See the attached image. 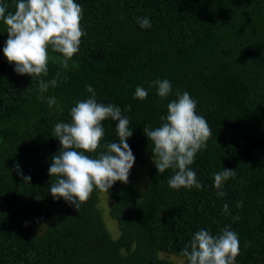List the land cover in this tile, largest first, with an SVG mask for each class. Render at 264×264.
Instances as JSON below:
<instances>
[{
    "label": "trees",
    "instance_id": "1",
    "mask_svg": "<svg viewBox=\"0 0 264 264\" xmlns=\"http://www.w3.org/2000/svg\"><path fill=\"white\" fill-rule=\"evenodd\" d=\"M17 2L0 0L6 15L14 14ZM76 2L86 33L72 58L78 67L49 62L43 79L58 71L61 76L43 100L37 98L39 78L18 74L5 57L7 31L0 21V264H173L161 254L187 264L182 250L197 231L215 236L225 227L239 237L236 264H264V0ZM143 17L150 28L140 27ZM164 79L172 93L161 99L153 82ZM88 85L98 103L115 104L128 117L135 163L151 164L141 189L130 173L127 184L117 181L108 193L94 190L77 210L63 197L53 198L57 177L48 170L62 151L54 126L71 122L70 109L92 95ZM137 86L148 90L146 100L134 98ZM177 90L196 100L197 114L212 130L190 166L199 190L169 187L173 170L158 173L153 142L143 131L161 125ZM49 97L56 106H48ZM102 123V147L85 153L93 158L108 142L119 143L118 121ZM224 168L236 175L218 196L214 175ZM100 193L110 200L115 238L97 205Z\"/></svg>",
    "mask_w": 264,
    "mask_h": 264
},
{
    "label": "clouds",
    "instance_id": "2",
    "mask_svg": "<svg viewBox=\"0 0 264 264\" xmlns=\"http://www.w3.org/2000/svg\"><path fill=\"white\" fill-rule=\"evenodd\" d=\"M7 7L0 3V21L6 25L7 31L3 53L8 62L15 65L18 74L39 78L40 95L37 98L43 100V93L49 87L55 88L61 76L58 71L50 81L43 79L49 74V62L69 69V61L79 51L81 39L86 34L81 24L83 8L76 0H18L14 14L8 12L6 15ZM138 22L142 28L151 27L147 17L138 18ZM50 50L60 56L50 55ZM72 63L78 67L75 61ZM64 79L66 81L67 76ZM153 84L157 86L161 99L172 93V84L167 79L156 80ZM86 90L92 95L70 109L71 122H59L54 126L53 136L60 141L62 151L53 157L48 170L51 177H57V182L50 187L53 198L63 197L77 210L91 198L94 190L108 193L117 181L127 184L135 163V156L127 143L133 135L128 117L115 104L98 103L91 85ZM176 97L167 104V115L160 117L161 125L154 129L144 126L143 131L153 142V160L158 173L173 170L169 187L199 190L202 185L190 166L195 162L196 154L207 147L212 130L206 118L197 114V102L187 91L177 90ZM134 98L146 100L148 90L137 86ZM47 104L50 108L56 106V98H47ZM130 110L129 105L123 111ZM109 119L118 121L115 129L119 143L103 145L105 150L99 151L96 158L86 155L102 147L105 136L102 122ZM16 168L19 169L18 164ZM19 174L23 176L22 172ZM235 175V170L228 168L214 175L218 196L225 195L221 190L224 182ZM30 179L24 176V180L30 182ZM223 211L229 212L226 203ZM182 255L187 258V264H236L240 255L238 234L229 227L215 236L201 229L182 250Z\"/></svg>",
    "mask_w": 264,
    "mask_h": 264
},
{
    "label": "rangeland",
    "instance_id": "3",
    "mask_svg": "<svg viewBox=\"0 0 264 264\" xmlns=\"http://www.w3.org/2000/svg\"><path fill=\"white\" fill-rule=\"evenodd\" d=\"M150 164H151L150 159H147L144 162H136V163H134L133 167L130 170V173L132 175L136 176V178H137L138 189H141V187L143 186L145 172L147 171ZM97 205L101 211L102 218H103L104 224L106 226V229L109 231V233L112 237H114V238L117 237L118 229H117L116 223L109 216L110 200L104 193L99 194ZM161 256L170 260L173 264H181L182 263V260L180 258L175 257L173 255L161 254Z\"/></svg>",
    "mask_w": 264,
    "mask_h": 264
}]
</instances>
